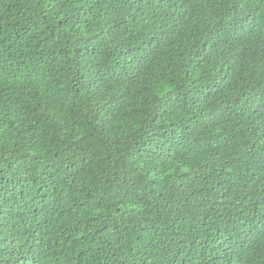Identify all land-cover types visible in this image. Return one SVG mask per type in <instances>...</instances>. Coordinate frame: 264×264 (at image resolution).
<instances>
[{"label": "trees", "instance_id": "1", "mask_svg": "<svg viewBox=\"0 0 264 264\" xmlns=\"http://www.w3.org/2000/svg\"><path fill=\"white\" fill-rule=\"evenodd\" d=\"M264 0H0V264H264Z\"/></svg>", "mask_w": 264, "mask_h": 264}, {"label": "snow or ice", "instance_id": "2", "mask_svg": "<svg viewBox=\"0 0 264 264\" xmlns=\"http://www.w3.org/2000/svg\"><path fill=\"white\" fill-rule=\"evenodd\" d=\"M262 235H264V233H262Z\"/></svg>", "mask_w": 264, "mask_h": 264}]
</instances>
